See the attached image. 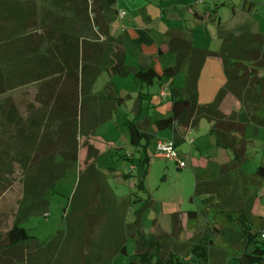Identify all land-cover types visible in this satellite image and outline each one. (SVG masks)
I'll use <instances>...</instances> for the list:
<instances>
[{"label":"rangeland","instance_id":"obj_1","mask_svg":"<svg viewBox=\"0 0 264 264\" xmlns=\"http://www.w3.org/2000/svg\"><path fill=\"white\" fill-rule=\"evenodd\" d=\"M6 1L7 5L13 8V11L23 15L24 20L23 24H20L14 16L0 15V52L9 56L14 45L15 47L22 45L23 47L27 46V49L29 47L35 53L28 52L17 70H14L13 64L7 66L8 78H10V73L11 77L13 73H17L19 77L16 80L17 83L22 80L24 86L17 87L6 96L0 97V107L5 106L7 101H15V103L33 101L38 92L37 89L45 82L40 80L41 75H48L53 92L60 90L59 87L61 86L64 88L66 85L64 82L65 73L52 71L55 52L59 53V51L58 43L52 41L51 33L48 34L51 31H57L59 34L61 31H66L76 35L83 42L87 40L91 43L92 49H95L99 54L103 53L110 46V43L112 44L106 32L110 25L141 28L146 24L145 18L151 21L150 27L156 47L164 46L163 43H166L169 38L179 40L181 35H186L187 39L191 38L193 47L218 53L221 41L226 37H241L240 40L247 41L251 34L254 35L258 31L264 35V0H117L112 10L107 12L103 10L104 3L102 0ZM249 3L254 5L247 11V4ZM118 9L126 12L123 20L117 16L116 10ZM88 35H92V37ZM250 46L257 48L255 45L250 44ZM126 51L132 55L137 53L130 43H127ZM245 64L248 63L245 62ZM162 65L163 68L174 67V56L169 53L165 54ZM29 67L34 68V70L31 71L32 69ZM46 67L51 69L46 72ZM216 67V62L208 61L206 71L208 75L211 72L221 74V70ZM41 68L44 70L43 72L39 71ZM31 73L33 75L28 77V74ZM258 74L262 76L264 69L260 70ZM184 83V77L178 75L174 86L182 87ZM161 90L162 87L158 82L151 86H145V92L150 94H159ZM166 93L169 98V90ZM54 97V95L51 97L52 100ZM207 101L208 97L203 93L199 103L202 104ZM133 109L134 100H126L117 108L112 121L98 127L96 130L97 137L92 141L97 150V155L102 154L97 159V164L94 162L92 170H97L102 175L91 183L85 178L80 181L83 184L89 182L95 186L109 185L117 198L130 200L131 213L137 212L134 218L131 215L118 218L116 226L118 227V235L115 237V241L119 242L126 239L125 244L128 252L127 255H116L113 262L114 264H124L130 261L137 251L136 241L140 238L145 240L155 238V242L157 241L159 244L156 249H152L150 252L152 255L150 264H167L171 256L179 260L176 262L177 264H198L191 253L194 245L192 240L195 239L197 242L203 237H207L209 234L207 228L218 225L222 220L213 212V209H204L200 199L192 200L196 184L195 173L199 172L201 178L206 181L217 179L220 171L221 149L217 147L215 136L210 132L208 121L202 119L198 126L188 133L186 142L178 148V152L186 164L185 168H180L174 160L155 157L159 142L172 141L168 139L172 136L171 130L158 132L159 134L152 136L149 144L143 143L147 146L150 164L144 186L140 187L141 172L138 169L131 171V168L136 165L141 157L142 149H135L129 145L127 127V122L132 121L135 117ZM262 113L264 115V109H262ZM163 117L160 114H154V120ZM245 137L247 140L253 139L251 126L248 128ZM192 141H195L194 145L191 144ZM255 143V147L250 146L248 148L247 161L243 166V172L248 176H252L259 166H264L263 129L260 130ZM85 150L86 148L82 147V151ZM125 150L129 151L128 157L134 158L133 164L127 157H124ZM190 160L194 162V165L191 164ZM97 165L100 166V170ZM79 166L81 170H79ZM85 166L86 162L82 159L68 173L65 180L56 184L55 192L47 197L50 204L48 217H32L23 225L30 235L51 242V247L40 254L41 260L36 261L37 264H47L52 257L59 254L56 244L60 237L59 231H64L63 239H70L66 247L74 248V257L78 262H84L86 246L80 245L77 238L81 236L86 239L91 233L96 234L95 236L98 234V237L101 236L103 221L96 216L93 218L88 216L85 223L82 222L81 227L74 225L67 227L64 218L65 211L68 213L71 209V197L79 183V174L84 172ZM122 168L129 169L127 175H119V170ZM2 182L7 187L12 186L11 183L4 180ZM250 193L256 194L254 205L256 215L264 218V188L256 192L251 190ZM21 198L22 187L17 182L0 199V209H7L6 207H10V205H18ZM190 211L198 212L200 217L197 220H188L186 214ZM175 214L181 215L179 224L176 222L173 224V215ZM137 215L140 216L143 232L139 231L137 225H133L135 228L131 227L133 221H139ZM73 219L70 217L71 222ZM153 232L156 235H153ZM131 235L138 239L128 241ZM71 242L75 245H70ZM212 255L213 259L209 260V264H231L233 262L231 251L224 243H220V240L215 241Z\"/></svg>","mask_w":264,"mask_h":264},{"label":"trees","instance_id":"obj_2","mask_svg":"<svg viewBox=\"0 0 264 264\" xmlns=\"http://www.w3.org/2000/svg\"><path fill=\"white\" fill-rule=\"evenodd\" d=\"M102 1L105 12L112 10L117 2V0ZM6 2V0H0V15L14 16L20 24H23V15L13 11ZM253 5V3L247 4L246 10H250ZM50 33L53 36L52 41L61 42L60 46L73 45L67 33H61L58 38H55L56 31L48 32ZM137 33L140 42L145 38L149 43L152 42L150 37H146V31L139 29ZM239 38L241 37H226L218 53L206 52L208 57L218 56L222 59L228 82L226 88L217 94L212 103L202 107L197 104V79L194 82L191 78L186 79L185 87L182 89L172 88V82L179 73L176 67L164 68L161 74L157 73L154 67L133 70L125 65V53L119 51L117 47L109 69L112 76H133L146 86H151L155 82L161 86L169 84L171 111L167 117L155 121L157 132L175 131L181 117L190 113L193 126L199 124L202 119L208 121L211 124L210 132L216 137L217 147L232 153V159L222 164L217 179L206 181L201 178L199 172L195 173L196 184L192 200L200 199L204 209H213V212L222 220L218 225L207 228L209 230L207 237L197 242L195 239L192 240L194 245L191 253L198 264H209V260L213 259L212 252L216 240H220V243H224L231 251L232 264H264V240L262 239L264 218L253 214L256 194L250 193L251 190L256 192L264 188V166H259L252 176H247L243 172V166L247 161L246 131L252 126L256 136L259 129L264 128V119L260 117L264 108V76L258 74L264 69V36L251 34L247 41ZM250 44L257 48H252ZM26 47L14 45L9 56L0 52V97L6 96L17 87L24 86L22 80L17 83L16 80L19 79L17 73H13L12 77L10 73L8 78L7 66L13 64L14 70H17L23 63L25 55L30 51L34 53ZM69 51L71 48L64 49L63 55H67ZM245 62L250 65H246ZM81 70L83 73V66ZM32 75V73L28 74V77ZM46 86L45 84L44 87ZM84 87L83 83L75 84L72 90L75 91L74 94H71L70 90L66 93L63 90L53 100L50 94H42L40 89L33 103L27 105L25 118L17 111L10 115L16 124H21L20 131L15 132L14 136L15 150H20V153L15 152L14 157H11L9 161L3 160L0 156V199L9 190V186H5L3 180L11 183L12 186L19 182L22 187V198L18 204L15 222L5 232L0 233V249L20 248L35 251L46 246L45 241L30 235L23 225L32 217L48 214L50 204L47 197L55 192L56 184L65 180L68 173L78 164L82 147L87 150L86 170L80 175L79 180L85 178L92 182L101 177L102 174L99 171L92 170L98 155L96 148L89 141L96 137V130L100 125L112 120L117 108L123 104L124 100L117 95L107 97L103 93L91 96L85 92ZM70 88L71 86L68 89ZM229 93L238 99L242 110L226 115L221 111V104ZM145 97L140 98V105L136 106L134 120L127 123L130 146L142 149L141 157L136 165L141 172L140 187L144 186L150 164L147 146L143 143L149 144L152 139V136L143 131L138 124V118L143 112L141 103L149 101ZM46 109H48L46 117H42ZM23 121L27 122L26 126L23 125ZM25 130H41L39 140L32 152L34 138ZM3 131L5 133V129ZM173 141L177 148L185 142L183 137ZM14 163L16 170L11 171ZM89 169L94 174H89ZM180 216V214L173 215V224L175 222L179 224ZM186 216L188 220H197L200 217L196 211H190ZM58 233L60 234L61 231ZM154 239L138 240L135 256L124 264H150L152 258L150 252L159 244ZM178 261L176 257L171 256L167 264H177ZM6 264L26 263L24 260H17Z\"/></svg>","mask_w":264,"mask_h":264},{"label":"crops","instance_id":"obj_3","mask_svg":"<svg viewBox=\"0 0 264 264\" xmlns=\"http://www.w3.org/2000/svg\"><path fill=\"white\" fill-rule=\"evenodd\" d=\"M144 20L146 21V24L141 28H128L122 25L114 27L113 24L110 25L108 31L106 32L112 44L110 43V46H108V48H106V50L100 54L96 52L95 49L94 50L92 49L91 43L88 42L87 40L83 42V40H80L79 38H77L76 35H73L69 32L61 31L59 34L56 31L55 34L56 38L60 37L61 33H67L71 37L70 41H72L73 44L70 47H67V45L60 46L61 42L57 41L56 43H58V46H60L58 47L59 53L55 52L56 55L55 58L53 59L54 68L52 71L64 72L65 73L64 82L66 83V85L64 86V88L63 86L59 87L60 90H57V92H53L52 87L50 85V81L48 80L49 78L48 75L47 74L45 76L41 75L40 80L41 81L44 80L45 82L43 85L40 86L41 88L37 89L38 90L37 93H40L39 90L41 89L42 94H50L51 96L53 95L56 96L60 94L63 90L65 91V93L68 92L69 90L70 91L74 90L73 88L75 84L82 85L83 83L85 84L84 87L85 92H87V94H90L91 96L100 95L103 93V95L107 97H111V96L115 97L117 95L119 98L123 99L124 102L126 100H132V101L134 100L133 112H135L136 106L140 105V98L142 97L144 98L145 97L144 95H147L145 98L149 99V101H145L144 104L141 103L143 112L138 118V124L143 131H145L147 134L151 136L159 134L155 128L154 123L155 121L161 118L154 120V114L157 113L164 117H167L171 111V106H172L171 97L168 98L167 93L165 97H161L160 93L162 90L159 92V94H150L148 92H145L146 85H143L133 76H127V77L112 76L109 72V69L111 66V61L113 60V53L117 51V47H118L119 51H124L125 53V65L127 67L133 70H140V69H145L147 67H154L156 72L159 74H161L162 70L164 69L162 65V60L164 55L168 53L172 54L175 59V66L172 68L175 67L177 68V70L179 71L178 75H182L184 77V82L186 83V79L188 78H191L193 82L197 79L198 106L202 107L212 103L215 100L217 94L221 90L226 88L228 82L224 72V64L222 59L218 56H210V57L206 56L207 50L193 47L191 38L187 39L186 35L185 36L181 35L179 40L175 38H171V39L169 38V40L166 43H163L164 46L156 47L155 40L151 32L152 29L150 27L151 21L148 18H145ZM139 29L146 31V37H150L152 39L151 43L148 42L147 38H145L141 42L138 40L139 35L137 33V30ZM86 34H88L87 31ZM255 34H261V33H259L258 31V33ZM90 37H92V35ZM222 42L223 39L221 41V45ZM127 43H130L133 46V48L137 52L136 54L132 55L126 51ZM68 48L69 49L71 48V51H69L67 55H63L64 49L68 50ZM208 61L216 62L217 67L219 68V70H221V74L211 72L208 75V73L206 72ZM81 66H83V73L81 70ZM29 68L33 69L32 67ZM41 69L39 71L43 72L44 70ZM50 69H51L50 67L49 69L46 67L45 71L47 72ZM67 74H69L68 77ZM262 76H264V74H262ZM175 80L172 82L171 85L172 88L182 89L185 87V83L184 86L182 87H175L174 86ZM45 84L47 85L46 87H44ZM68 85L71 86L70 89H68L70 87ZM166 86L169 87V84L163 85L161 87L163 89ZM78 89L80 90V88ZM168 90L170 92V88ZM74 92L75 91H72L71 94H74ZM203 93L206 97H208V101L200 104L199 101L201 100ZM148 96L150 97L148 98ZM33 101L28 100L26 103H15V101H7L5 106L0 107V115H1L0 156H2L3 160L5 159L9 161L11 157H14L15 152L18 154L20 153V150L17 151L15 150L14 136H15V132L20 131L21 124H16L15 120H12V117L10 118V115L13 112L17 111L22 117L25 118L27 116V105L33 103ZM35 105H37V103H35ZM240 108H241L240 102L231 93L226 95V97L224 98L221 104V111L226 115H229L233 111L238 112ZM47 111L48 109L44 111L42 117H46ZM260 117L264 119V115L262 111L260 113ZM23 122H24L23 125L26 126L27 122L26 121ZM44 122L45 120L43 121V123ZM209 125L211 129V124L209 123ZM197 126L198 124L196 126L192 125L190 119V113H187L186 115L181 117V119L178 122V126L176 127V130L172 131V136L168 139L173 141L176 138L183 137L184 141L186 142L188 133L191 132V130ZM3 129H5V133ZM261 129L264 130V128ZM261 129H259L256 136H254V129H253V139L252 140L246 139L248 141L247 157H248V148L250 146L251 147L256 146L255 139L258 137ZM25 131L27 134L31 135L34 138V142L31 148V152H32L39 140L41 130H37V131L25 130ZM94 138H92L89 141L90 144H92L93 146L94 144L92 140ZM194 143L195 141L191 142L192 145H194ZM221 152L222 153L220 160V168L222 164L227 163L232 159V153L230 151L221 149ZM101 154L98 156V158L101 156ZM86 155H87V150L82 151L80 153L79 162L82 159L85 160ZM127 155H129V151L125 150L124 156L131 161V164H133L132 160L134 158L132 159ZM190 162L191 164L194 165L193 161L190 160ZM95 163L97 164V160ZM136 165L135 167L137 169ZM97 167H99L100 170V166L97 165ZM15 170L16 169L14 163L11 166V171H15ZM79 170H81L80 166H79ZM83 170L84 171L86 170V166L83 168ZM119 171H120L119 175L122 174L127 175L129 169L122 168V170ZM88 173L94 174L91 169L88 170ZM114 174H116V172H114ZM90 183L87 182L86 184H83L79 180V183L76 185L74 193L72 194L71 197L72 200L71 209L68 211V213H66L65 211L64 218L66 220L67 227L70 225L81 227L83 225L82 222L85 223V219L88 218V216L92 218L96 216L97 218H99V220L103 221L101 236L98 237V234L97 236H95L96 234L93 235L91 233L90 235H88L86 239L82 238L81 236L77 238V241H80L79 242L80 245L86 246L85 247L86 257L84 259L85 262L84 263V262H78L77 259L74 257V248L66 247L68 244V240L70 239L69 238L63 239L64 231L61 232V234H59L60 237L56 242L57 251L59 252V254H57L56 257H52L47 264H114L113 259L116 255H120V254L127 255L128 250H127V245L125 244L127 240L122 239L119 242L115 241V237L118 235L117 234L118 227H116L117 221L118 218L119 219L125 218L127 215L128 216L131 215L134 218V215H136L137 212L135 214L131 213L130 200L117 198L113 194V190L110 188L109 185L106 184V185L95 186L94 184L92 185ZM11 188L12 186L9 187V190L7 192H9ZM6 208L7 209H0V233L3 231L5 232V230L7 228H10L12 224L15 222V215L17 213L19 206L15 204L14 206L10 205V207L8 206ZM253 214L256 215L254 208H253ZM137 216L139 217V221L138 220L133 221L131 227L135 228L134 226L137 225L136 227L139 229V231L143 232L142 227L140 225L141 223L140 216L139 215ZM45 217H48V214ZM70 217L74 218L72 220L73 222L70 221ZM122 234L124 235L123 232ZM153 235H156V233L153 232ZM135 238L137 237L131 235L128 241L129 240L133 241ZM69 244L75 245V243L72 242ZM135 245L137 249V241ZM50 247H51V242H46V246L44 248L35 251H27L25 249H20V248L13 250L0 249V264H6L17 260H24L26 264H37L36 261H38L41 258L40 254L46 252Z\"/></svg>","mask_w":264,"mask_h":264},{"label":"built area","instance_id":"obj_4","mask_svg":"<svg viewBox=\"0 0 264 264\" xmlns=\"http://www.w3.org/2000/svg\"><path fill=\"white\" fill-rule=\"evenodd\" d=\"M117 15L120 20H123L126 16V12L124 10H117ZM169 89L168 86L164 87L160 93L161 97H165L166 91ZM128 153V152H126ZM156 158H161L165 160H174L178 163L180 168H185L186 164L181 158L177 147L175 146L174 141H168V142H159L156 148ZM136 169L135 166L131 168V171H134ZM47 216V215H45ZM262 239L264 240V233L262 235Z\"/></svg>","mask_w":264,"mask_h":264},{"label":"bare ground","instance_id":"obj_5","mask_svg":"<svg viewBox=\"0 0 264 264\" xmlns=\"http://www.w3.org/2000/svg\"><path fill=\"white\" fill-rule=\"evenodd\" d=\"M178 149V148H177Z\"/></svg>","mask_w":264,"mask_h":264}]
</instances>
